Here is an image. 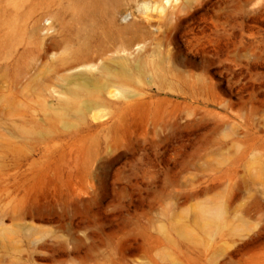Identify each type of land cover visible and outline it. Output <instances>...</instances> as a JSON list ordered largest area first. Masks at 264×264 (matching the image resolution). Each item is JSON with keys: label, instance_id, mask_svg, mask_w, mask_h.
I'll use <instances>...</instances> for the list:
<instances>
[{"label": "rangeland", "instance_id": "374dc122", "mask_svg": "<svg viewBox=\"0 0 264 264\" xmlns=\"http://www.w3.org/2000/svg\"><path fill=\"white\" fill-rule=\"evenodd\" d=\"M0 264H264V0H0Z\"/></svg>", "mask_w": 264, "mask_h": 264}]
</instances>
